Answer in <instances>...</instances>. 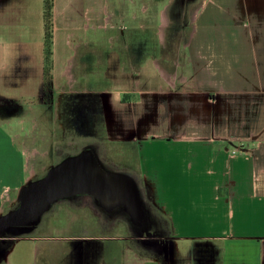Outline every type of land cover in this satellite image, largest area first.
Segmentation results:
<instances>
[{
  "label": "crops",
  "instance_id": "crops-1",
  "mask_svg": "<svg viewBox=\"0 0 264 264\" xmlns=\"http://www.w3.org/2000/svg\"><path fill=\"white\" fill-rule=\"evenodd\" d=\"M111 1L53 0L47 101L44 0H0V234L6 203L85 152L63 143L104 125L163 149L152 174L138 160L164 240L148 262L264 264V0Z\"/></svg>",
  "mask_w": 264,
  "mask_h": 264
},
{
  "label": "rangeland",
  "instance_id": "rangeland-1",
  "mask_svg": "<svg viewBox=\"0 0 264 264\" xmlns=\"http://www.w3.org/2000/svg\"><path fill=\"white\" fill-rule=\"evenodd\" d=\"M110 5L115 11V0ZM114 21L115 24L122 22L119 15ZM123 22L126 26L137 24L126 17ZM123 35L133 39L156 37L153 32L139 30ZM74 136L80 135L77 132L70 139L74 140ZM63 144L70 145L73 155L82 150L91 152L103 170L128 178L134 187V209L125 204L104 207L91 195L55 201L37 220L29 222L26 227H33L30 232H22L21 227L14 228L12 224L9 225L13 230H3L0 252L4 253L7 248V255L4 261L0 257V264H151L150 258L159 259L158 252L164 240L158 236L157 216L148 205L138 160L140 157L141 171L152 174L159 170V152L163 149L154 147L138 154L130 142L109 140L104 125L100 138L95 141L85 145L81 140L75 145L67 141ZM143 155L149 160L147 164L143 162ZM36 176H44V173ZM20 207L21 201L17 197L5 204L1 215L15 214ZM222 218L221 209L216 223L224 224ZM2 239L6 244L1 243Z\"/></svg>",
  "mask_w": 264,
  "mask_h": 264
},
{
  "label": "water",
  "instance_id": "water-1",
  "mask_svg": "<svg viewBox=\"0 0 264 264\" xmlns=\"http://www.w3.org/2000/svg\"><path fill=\"white\" fill-rule=\"evenodd\" d=\"M32 183L34 187L20 198L21 207L15 212L20 214L21 220L26 219L27 225L37 220L53 202L75 195H91L103 206L125 204L132 209L135 207L132 182L122 175L103 170L89 151L63 159Z\"/></svg>",
  "mask_w": 264,
  "mask_h": 264
},
{
  "label": "trees",
  "instance_id": "trees-1",
  "mask_svg": "<svg viewBox=\"0 0 264 264\" xmlns=\"http://www.w3.org/2000/svg\"><path fill=\"white\" fill-rule=\"evenodd\" d=\"M52 6L53 0H44L43 18L45 25L44 35V69H43V87L45 99L48 101L51 96V30H52Z\"/></svg>",
  "mask_w": 264,
  "mask_h": 264
},
{
  "label": "flooded vegetation",
  "instance_id": "flooded-vegetation-1",
  "mask_svg": "<svg viewBox=\"0 0 264 264\" xmlns=\"http://www.w3.org/2000/svg\"><path fill=\"white\" fill-rule=\"evenodd\" d=\"M78 155V154H77ZM48 172V171H47ZM46 172V173H47ZM46 173L44 174V176L46 175ZM43 177V176H42ZM42 177H40V178H42ZM40 178H38V179H40ZM126 193H124V195H125ZM83 195H87V194H83ZM75 196H77V195H75ZM79 196V195H78ZM82 196V195H81ZM59 200H61V199H59ZM58 201V200H57ZM54 203V202H53ZM52 203V204H53ZM52 204H50V205H52ZM100 205H101V203H100ZM104 207H106V206H104ZM132 209V208H131ZM13 221V224H14V228H16V227H21L23 230H22V232H30L31 230H32V228H28V227H26L27 226V222H26V219H24L23 218V220H21V218H20V214H15V217H14V219L12 220ZM37 223H39V222H37ZM36 223V224H37ZM1 243L2 244H6V241H5V239L3 240L2 239V241H1Z\"/></svg>",
  "mask_w": 264,
  "mask_h": 264
},
{
  "label": "bare ground",
  "instance_id": "bare-ground-1",
  "mask_svg": "<svg viewBox=\"0 0 264 264\" xmlns=\"http://www.w3.org/2000/svg\"><path fill=\"white\" fill-rule=\"evenodd\" d=\"M34 187V184L33 183H30V185H28L26 188H24L20 194L21 198L23 199V196L26 194V192H28L30 189H32ZM124 193L125 192V189H124Z\"/></svg>",
  "mask_w": 264,
  "mask_h": 264
}]
</instances>
